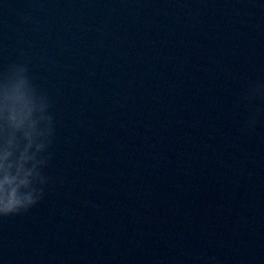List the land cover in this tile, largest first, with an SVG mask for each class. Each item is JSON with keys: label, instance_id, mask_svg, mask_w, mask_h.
<instances>
[{"label": "water", "instance_id": "water-1", "mask_svg": "<svg viewBox=\"0 0 264 264\" xmlns=\"http://www.w3.org/2000/svg\"><path fill=\"white\" fill-rule=\"evenodd\" d=\"M13 65L55 133L0 264H264V0H0Z\"/></svg>", "mask_w": 264, "mask_h": 264}, {"label": "clouds", "instance_id": "clouds-1", "mask_svg": "<svg viewBox=\"0 0 264 264\" xmlns=\"http://www.w3.org/2000/svg\"><path fill=\"white\" fill-rule=\"evenodd\" d=\"M259 96L264 83L249 90L248 98ZM49 107L24 65H13L0 80V217L29 210L43 195L38 185L46 183L42 168L55 133Z\"/></svg>", "mask_w": 264, "mask_h": 264}]
</instances>
